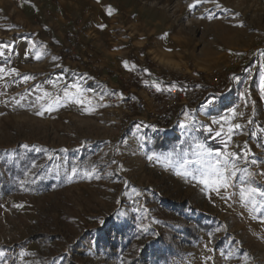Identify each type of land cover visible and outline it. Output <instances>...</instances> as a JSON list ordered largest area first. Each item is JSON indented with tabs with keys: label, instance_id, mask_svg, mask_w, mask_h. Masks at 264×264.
Segmentation results:
<instances>
[{
	"label": "rangeland",
	"instance_id": "rangeland-1",
	"mask_svg": "<svg viewBox=\"0 0 264 264\" xmlns=\"http://www.w3.org/2000/svg\"><path fill=\"white\" fill-rule=\"evenodd\" d=\"M71 26L93 63L66 60ZM0 44L20 74L0 79V264H264V197L247 191L264 190V0H0ZM134 52L173 79L218 72V107L162 130L95 107L69 63L120 79ZM229 152L217 192L207 164Z\"/></svg>",
	"mask_w": 264,
	"mask_h": 264
},
{
	"label": "built area",
	"instance_id": "built-area-1",
	"mask_svg": "<svg viewBox=\"0 0 264 264\" xmlns=\"http://www.w3.org/2000/svg\"><path fill=\"white\" fill-rule=\"evenodd\" d=\"M64 52L66 60L69 62L93 63L92 45L79 27L71 26L66 32ZM248 61L249 58L245 52L233 56L235 65L240 66ZM88 68L92 69V66H88ZM146 70L130 68L120 77L117 90L106 91L103 87H99L87 95L97 108L107 106L111 109H120L124 115L131 116L134 112H143L145 109V101L135 97L137 91H143L150 103L149 122L154 123L157 130H162L171 124L179 110L218 107V104L212 103L211 99L225 93L220 74L215 71L201 78L189 80L178 77L173 79L149 67ZM252 72V70L247 71L248 74ZM61 83H63L62 88L65 87L63 80ZM156 84L160 85L161 91L156 90ZM206 120L211 122L212 117L209 116ZM219 127L220 124H215L212 126L211 132L214 133Z\"/></svg>",
	"mask_w": 264,
	"mask_h": 264
},
{
	"label": "snow or ice",
	"instance_id": "snow-or-ice-1",
	"mask_svg": "<svg viewBox=\"0 0 264 264\" xmlns=\"http://www.w3.org/2000/svg\"><path fill=\"white\" fill-rule=\"evenodd\" d=\"M197 2H200V0H197ZM195 6H196V4L189 5L190 8H193ZM109 14H111V10H109ZM209 18H212L211 15ZM100 27H104V26L100 25ZM10 48H11V45H9V44H0V57H4L5 56V50L10 49ZM169 51H171V50L169 49ZM37 58H39V57H37ZM53 59H57V58L53 57ZM123 63L125 65V67L128 66L127 61H124ZM145 71H147V70H145ZM13 74H15L17 76L20 75L18 70L15 68H11L6 72L5 68L3 66H0V79H3L5 76H11ZM22 79H23V81L27 82L31 79H34V77L25 75L22 77ZM71 87L73 89H76L77 93H79L80 89H79L78 85L73 84ZM155 87H156L157 91L162 90L160 85H158V84H156ZM168 90H170V89H168ZM49 95L50 94L47 92H44V94H43L44 97H47ZM64 95H65V97H69V98H71L73 96V93L68 90L67 86H65ZM42 98L43 97H38L37 99L39 100ZM57 99H59V98H57ZM233 114L234 115L236 114L235 110H233ZM37 115H43V112H37ZM240 115H242V113H240ZM240 127H241V125H239V124L235 125L236 129H239ZM209 131H211V129H209ZM229 131H232V130L229 129ZM217 135L219 136L220 133H217ZM198 147L200 149H202L201 155H205L208 157L212 156V153L210 151H207L204 149V145H198ZM215 155H216V158L214 160H210L208 162L207 168H208L210 174L214 175L216 177V179L213 181V184H215V186H216L215 190L217 192H219V189H221V188L227 189L229 187V176L235 174V171H231L229 173V166L231 165V168L233 170H237V169H235V164H234L233 160L235 158H239V157H238V154L234 153V152L225 153L223 159H219V157H221V153H216ZM149 159H151V157H149ZM113 162L115 163V161H113ZM226 173H229V175H226ZM96 178H99V177L97 176ZM201 183L207 185L208 181L207 180H201ZM247 191H249L250 194H254V193L258 192V194L260 196L264 197V190L251 189V190H247ZM244 198L248 199L249 197L244 196Z\"/></svg>",
	"mask_w": 264,
	"mask_h": 264
},
{
	"label": "crops",
	"instance_id": "crops-1",
	"mask_svg": "<svg viewBox=\"0 0 264 264\" xmlns=\"http://www.w3.org/2000/svg\"><path fill=\"white\" fill-rule=\"evenodd\" d=\"M60 14L58 15L60 18H67L68 20L70 19L69 17L66 16L65 13L59 12ZM63 37V36H62ZM124 58V59H123ZM116 57L115 59H117V61L119 60L121 61H127L128 65L130 68H137L139 70L145 71L146 69H148V67H145V64L143 63V61H141V54L140 53H133L132 55H130V59H125V57ZM70 67L72 69V72L74 74H76L74 77L78 82H83L85 83V85H90L91 87H93V89H98L99 87H103L106 91H115L119 88V79L115 76V72H111V74L107 71H96V72H91L90 70H86L83 69V66H75L71 63ZM76 67V68H75ZM150 68V67H149ZM117 68H110V71H113ZM86 74H88V78H86L85 81H82V79H84L86 77ZM193 80L196 78H192ZM89 86V87H90ZM135 97H137V99H143L145 101V109L143 112H134L131 116H129V119L135 120L136 123H141L142 121H149V117H148V111L150 109V103L147 99V96L145 94V92L143 91H137L135 93ZM188 109H181L177 112V116H180V119L182 118L183 113L187 112Z\"/></svg>",
	"mask_w": 264,
	"mask_h": 264
}]
</instances>
